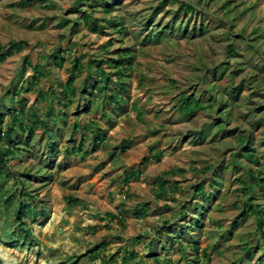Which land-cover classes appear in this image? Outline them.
I'll use <instances>...</instances> for the list:
<instances>
[{
  "label": "rangeland",
  "instance_id": "rangeland-1",
  "mask_svg": "<svg viewBox=\"0 0 264 264\" xmlns=\"http://www.w3.org/2000/svg\"><path fill=\"white\" fill-rule=\"evenodd\" d=\"M13 41L0 264H264V0H0V49Z\"/></svg>",
  "mask_w": 264,
  "mask_h": 264
},
{
  "label": "trees",
  "instance_id": "trees-1",
  "mask_svg": "<svg viewBox=\"0 0 264 264\" xmlns=\"http://www.w3.org/2000/svg\"><path fill=\"white\" fill-rule=\"evenodd\" d=\"M108 11H111L110 8L108 9ZM83 18L86 22L93 21L96 23V20L93 19V17L86 12H84ZM93 31L94 32L98 31L97 23L95 24ZM26 44L27 43L23 42V41H13L7 47L1 48L0 49V63L6 61L8 58L14 56L16 53L23 51L26 48ZM59 61H60L59 63L61 64L64 61L63 57H59ZM109 64H115V67L118 68V72H119L120 76H122V74H125V72L127 71V66L130 65V62L126 57H123V55H122L119 57L118 61L111 60L109 62ZM38 73H41V71H38ZM99 74H100V81H99L98 85L96 86V91L99 93H102L106 88H108V83H107L108 73L105 71V69H100ZM74 78L75 77H72L69 80L68 88L66 89L67 91H69L73 94L76 91L75 87L73 86ZM32 89H33V87H29L28 90L32 91ZM121 89L123 91L126 90V84L123 83ZM111 100H112L111 103L121 104V103L125 102V98L121 97L120 94L114 90L112 91ZM196 103L197 102L195 101L194 98H190V100L187 102V108H190L193 104L195 105ZM20 111H22L24 113L25 112V106H23ZM14 116L15 117H11V121L13 122V124H18L17 115H14ZM21 126H23V125H21ZM43 126L47 127V123H43ZM12 132H13V129H9L6 132H0V138L6 140L9 143H12L13 142ZM95 138H96L95 139L96 148L94 150H98L104 144L105 140L107 139V135L103 131H100L99 133H96ZM124 144H128V142L125 141ZM84 145H85V139H84V141H82L79 144V146L76 149H74L73 152L75 154L82 153L83 157L87 156L89 153L87 151L84 152ZM127 148H128V145H124V150H126ZM11 152H12V150L8 149L7 153L9 154ZM161 157H162V155L159 154V155L152 157L151 159L154 158L156 161H160ZM151 159H148L147 162H150ZM257 163H258V161H257ZM138 174H139V172L138 173L132 172V174L129 175L128 178L126 179V182H129L130 178H133L135 176L138 177ZM163 187H164V184L162 185V192L164 193L165 190ZM262 187L264 188V181L262 182ZM202 190L203 189L200 188L201 192H202ZM250 211L252 213L253 209H250ZM255 212L257 214L258 213L260 214L259 211H255ZM33 213H34V209H32L31 206L28 205L26 202L21 201L19 203V205L16 207V216L19 220H22L24 218V216H26L27 214H33ZM40 214L43 216H46V214L44 212H41ZM136 214L139 217H142L144 215L142 210H140ZM111 217H113V216H111ZM113 218H115V217H113ZM259 228H260V230L262 232V236L264 238V223L263 222L259 223ZM23 232H24V234H23L22 238L24 240H27V238H29V237L31 238L33 236L31 229L27 228L26 225H25V227H23ZM95 250H96V253L92 254L93 257H96V254L100 253V251H101L100 247H96ZM197 251L199 252V249H197ZM137 256L138 255L135 252L131 253L129 255V257L126 259V264H129L130 261H133Z\"/></svg>",
  "mask_w": 264,
  "mask_h": 264
}]
</instances>
